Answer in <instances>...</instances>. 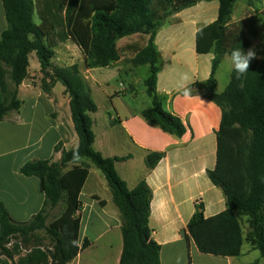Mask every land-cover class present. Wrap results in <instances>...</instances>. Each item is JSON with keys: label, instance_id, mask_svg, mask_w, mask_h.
I'll use <instances>...</instances> for the list:
<instances>
[{"label": "trees", "instance_id": "16d2710c", "mask_svg": "<svg viewBox=\"0 0 264 264\" xmlns=\"http://www.w3.org/2000/svg\"><path fill=\"white\" fill-rule=\"evenodd\" d=\"M201 1L204 0H2L7 29L0 38V123L11 118L17 121L22 107L19 87L28 77L29 56L35 52L44 78L43 90L50 93L59 82L69 95L79 145L67 151L59 144L55 148L62 154L59 162L34 159L21 167L23 176L41 181L45 203L38 214L22 223L14 221L0 201V264H70L90 245L88 239L82 247L79 245V197L89 177V167L75 166L64 171L78 159L88 160L102 173L119 211L123 240L119 264H160L161 246L153 240L149 227L152 189L142 181L129 190L119 177L116 163L131 159L130 155L105 158L94 149L90 114L97 111V105L78 65L53 66L55 50L50 38L57 34L62 41L72 40L83 52L86 68L93 69L107 68L120 60V39L149 35L148 45L132 60L134 67L148 65L150 70L145 87L152 108L141 115L164 133L182 138L187 126L164 109L165 98L157 92L161 59L155 36L169 16ZM237 1L219 0L217 20L199 32V50L212 52L214 59L210 79L191 86V93L193 88L207 91L203 95L222 111L216 167L208 176L222 190L227 208L205 218L203 206L197 205L187 227V239L192 238L202 254L238 258L245 242L239 216L246 215L250 228L246 241L264 258V30L258 21L260 16L264 18L261 0L257 1L262 8L246 20L253 36L261 41L262 51L256 53L260 58L253 59L249 72L239 79L232 70L225 90L216 92V74L223 58L239 47L247 51L242 40L228 47L227 29ZM154 2L164 9L172 7L157 21L152 17ZM35 9L40 24L33 20ZM164 157L165 153H150L145 159L147 168L154 169ZM92 199L101 207L107 204L98 196ZM61 204L65 210L47 225L50 211Z\"/></svg>", "mask_w": 264, "mask_h": 264}, {"label": "crops", "instance_id": "0c3cea01", "mask_svg": "<svg viewBox=\"0 0 264 264\" xmlns=\"http://www.w3.org/2000/svg\"><path fill=\"white\" fill-rule=\"evenodd\" d=\"M261 2L264 8V0ZM219 6V0L201 1L194 7L169 16L155 36V45L161 59L157 92L165 98L164 109L178 116L187 126V133L182 138L164 133L157 125L142 117L143 111L152 108L150 98L149 106L139 107V110L127 106L122 112L111 102L117 117L98 105L97 94L104 99H112L129 89L123 85L122 90L109 94L101 88L93 74L100 70H112L122 78L121 53L120 60L110 67L85 68L84 71L89 78L85 82L97 105V111L90 114L94 122V149L105 158L130 155L131 159L116 163L119 177L129 190L135 189L142 181H146L152 189L149 227L153 240L161 246L160 264L253 263L244 259L250 250L244 252L242 249V255L238 258L207 255L199 252L192 238L187 239V227L197 205L203 206L205 218L214 217L227 208L222 190L208 176V172L216 167L217 131L222 111L206 96L196 92L197 88H193L190 98H185L178 88L180 76L184 73L190 77V87L210 79L214 54L199 50L198 34L217 20ZM6 29L5 10L0 0V38ZM149 39L150 36L146 34L128 36L117 42V49L120 52L122 46L134 48L139 44L140 52L148 45ZM70 42L76 45L72 40H67L65 46H70ZM76 48L79 47L76 45ZM54 50L56 56L58 49L55 47ZM69 56L63 60L72 61V55ZM29 61L28 77L19 87L18 96L22 107L17 121L11 118L0 123V201L10 217L22 223L28 222L41 211L45 193L41 181L36 177L23 176L20 173L21 167L34 159L59 162L62 154L55 151L59 144L67 151L79 145L71 116L70 98L65 87L58 82L47 93L35 86L34 82L41 74L35 52L30 54ZM76 62H69L65 66H73ZM81 62L85 65L84 55ZM143 66L148 65L135 69ZM79 70L83 73L80 66ZM231 72V61L226 55L216 74L217 93L225 90ZM150 153H165V157L154 169H148L145 163ZM85 160L78 159L68 166L69 170L75 166L89 167V177L79 197L82 203L79 245L82 247L85 239H88L90 245L70 264H95L85 260L89 250L101 244L111 251L112 238H115L117 244L112 252L113 261L107 264H119L123 250L119 211L115 205L110 210V201L102 199L98 194L100 189L108 192V184L104 176ZM93 196L106 201V206L101 207L99 202L92 199ZM256 261L264 264L262 257Z\"/></svg>", "mask_w": 264, "mask_h": 264}, {"label": "rangeland", "instance_id": "374dc122", "mask_svg": "<svg viewBox=\"0 0 264 264\" xmlns=\"http://www.w3.org/2000/svg\"><path fill=\"white\" fill-rule=\"evenodd\" d=\"M263 7V6H262ZM260 2L257 0H238L235 8H234V18L232 17V20L228 26L227 29V35H228V47H232L238 40H242L245 43V47L247 50L250 47H254L256 53L262 51L261 41L259 38L254 37L253 34L250 31L249 26L246 24V20L253 16L256 12V9L262 8ZM172 7L163 8L158 3L152 4V17L157 21L158 19H161L164 17L165 12L170 10ZM34 22L36 24H40V20L37 14V9H35L34 14ZM260 29L264 30V18L263 15L258 18ZM50 42L53 45V48L55 47L58 49V54L54 56L53 59V66L57 68L66 67L65 65L69 62L77 61L75 65H79L82 68L83 73H81L84 80H89L88 74L85 73L86 66L81 62L83 57V52L80 48H76V45H72L70 42V46H65V41L60 40L57 37V34H53L50 38ZM64 45H63V44ZM57 46H61L58 48ZM131 47V46H130ZM129 46H122L120 49V53L122 54V61L120 67L122 69L120 70V76L123 75L122 78H120L115 72L112 70H100L98 72L93 73L94 76L97 78L99 85L102 89L109 92V94H112L113 92L122 90L123 87L129 88L127 92H125L123 95L116 96L112 99H104L102 97H99V94H97L96 100L98 105L101 107L102 110L108 109L110 114L112 116L117 117L116 110L111 105V102L114 103L115 107L118 108L120 112L123 111L124 107L130 106L133 109L139 110V107L143 106H149L150 99L146 93V88L144 85V80L146 77L149 76V67L143 66L140 69H135L134 65L132 64V58L136 56V54L139 52V44L136 45L134 48H130ZM79 49V50H78ZM69 54L72 55L71 59L72 61L67 62L66 60L69 58ZM83 54V55H82ZM68 55V56H67ZM229 57V55H227ZM36 57V56H35ZM256 58H260L256 55ZM85 61V56H84ZM69 67V66H67ZM88 69V68H87ZM85 71V72H84ZM41 72V70H40ZM10 82V80H9ZM89 84H91V81H88ZM33 84V83H32ZM44 84V78L43 74L41 73L38 75L37 80L34 82L35 86H39V88L43 89ZM61 85V84H60ZM124 85V86H123ZM62 86V85H61ZM130 90V91H129ZM196 92L201 94H208L207 91L203 89H196ZM102 126L100 125V129ZM87 161V160H85ZM69 166L67 165L66 169L64 171H69ZM96 171H99L96 169ZM99 173L102 175V173L99 171ZM107 191H104L100 189L98 191V194L101 196L102 199L106 201H110V210H112V207H115L112 202V196L110 194V190L107 186ZM65 205L61 204L55 208H53L50 211L47 225H49L50 222L58 218L63 211L65 210ZM239 221L242 227L243 236L245 238V242L243 245V250L246 252L247 250H250L249 254L244 255V259L250 260L251 262H254L261 258V254L257 250H252L251 245L248 241H246V237L249 234L250 228H249V217L246 215H240ZM43 234V232L40 234V236ZM113 236V234H112ZM112 247L113 249L109 251L107 248L102 247L101 244H96L92 249L89 250L88 258L86 256L85 260L95 263V264H107L110 261H113L112 252L115 249V245L117 244L115 238H112ZM107 240V239H106ZM108 241V240H107ZM106 241V242H107ZM45 245H48V241L46 240Z\"/></svg>", "mask_w": 264, "mask_h": 264}, {"label": "clouds", "instance_id": "9594fccd", "mask_svg": "<svg viewBox=\"0 0 264 264\" xmlns=\"http://www.w3.org/2000/svg\"><path fill=\"white\" fill-rule=\"evenodd\" d=\"M228 55L232 70L236 73V78L239 79L249 72L250 62L256 58V51L254 47H250L247 51L239 47L231 50ZM190 82V77L187 73L181 74L178 88L182 90L185 98H190L191 96Z\"/></svg>", "mask_w": 264, "mask_h": 264}]
</instances>
